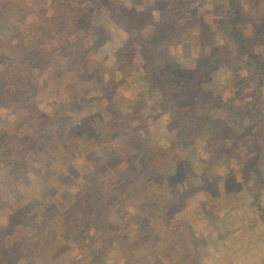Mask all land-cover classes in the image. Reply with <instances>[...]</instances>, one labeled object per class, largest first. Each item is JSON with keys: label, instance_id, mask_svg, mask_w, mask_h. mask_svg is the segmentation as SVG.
<instances>
[{"label": "rangeland", "instance_id": "rangeland-1", "mask_svg": "<svg viewBox=\"0 0 264 264\" xmlns=\"http://www.w3.org/2000/svg\"><path fill=\"white\" fill-rule=\"evenodd\" d=\"M17 3L25 14L10 10V14L15 13L7 16L11 22L4 24L0 21V40L5 42L13 41L11 32H22L29 22L39 23L47 16H53L58 6V0H17ZM64 3L70 4L72 0H64L62 5ZM74 3L86 9L87 13H93V17L88 24L82 25L68 11L71 19L66 21L69 29L64 32L68 34L67 38H79L81 44L88 46L95 64L103 62L100 67L103 80L111 79L114 93L109 100L102 96L93 105L89 102L93 99L90 94L101 92L103 84L100 87L98 82L92 84L86 80L75 87L67 81L61 84L49 80L47 91L41 90L42 83L36 85L38 93L34 97L15 93L2 96L0 194L1 200L9 203L3 205L0 202V229H4L0 231V264H85L88 259L84 251L92 240L84 235L80 238L83 241L76 243L73 239L76 233L69 234L73 222L66 221L69 218L64 217L63 205L73 197L74 192L82 189L86 179L92 180L95 176L102 185L112 189V181H118L115 179L127 161L120 158L115 165L110 163L108 171L106 167L101 170L102 176L92 166L96 156L90 154L85 156L86 162L78 170L82 174H76V170L60 173V162L46 165L49 159H53L52 148L44 141L49 124L46 116L32 125L26 121L36 120L41 110H47L52 116V104L61 99L67 100L72 94L84 97L85 101L80 107L65 110L64 114L69 115L70 112L75 115L77 109L79 114L86 115L92 105L94 112L95 108L102 109L105 117L112 111V118L120 126L123 125V134L140 140L146 152L155 148L154 158L160 165L159 172L164 183L160 182L157 189L161 196L174 195L176 206L169 210L166 221L158 219L156 222L149 217L152 212L144 219L136 202L127 203V210L121 214L114 212L115 207L110 201L107 216L121 232H124L122 226L125 225L129 234L134 233L135 227L141 226L142 218L146 222L151 221L149 224L153 226L158 223L155 225L160 236L157 254L160 253L162 264H181L177 263L178 260L173 263L167 255H178L181 250L177 246L182 245L183 240L175 238L180 233L187 237L189 230L197 236L195 245L190 238L187 241L191 249L194 246V264H264V223L257 208L251 205L248 192L254 178L250 156L255 152L259 154L257 166L264 176V69L250 67L245 57L240 55L234 67L208 71L206 80H201L195 87V94L184 89L168 91L175 88L170 82L165 86L161 82L153 84L160 76L158 71L162 73L161 65L168 68L164 75L162 73V78L171 74L178 84H182L184 72L192 70L195 57L201 50L198 19L206 20L219 40V24L231 13L228 2L77 0ZM122 5L131 9L125 12L119 9ZM244 8L245 15L250 19L243 26L250 36L254 22L264 25V0H252L251 4L244 1ZM21 35L27 42L34 37L31 32ZM148 37L149 42L146 41ZM219 47V44L211 49L208 47L206 52L218 51ZM255 50L264 57V44L256 45ZM229 53L232 56L236 53L231 45ZM43 72L40 80L46 76ZM254 122L256 124L252 125ZM87 127L89 129L92 125ZM107 127L102 125L101 129ZM22 138L25 140L21 141ZM39 142L44 143L40 146ZM20 161L22 167L14 170L13 164ZM76 161H73L74 165ZM34 164L41 169H35ZM23 168L26 172L21 175ZM25 178L29 183H25ZM261 183L260 197L264 206V180ZM46 185L53 186L54 191L50 193ZM9 187L14 189L9 190ZM50 204L56 205L47 215L48 218L53 216L51 222L56 228L55 242L45 245L40 256L36 248L20 254L17 251L20 248L18 239L24 234L21 243L24 246L28 243L27 237L35 231L30 221L42 214L39 205L46 207ZM24 208L29 212L21 218L19 216L21 210L25 212ZM36 210L39 214L33 212ZM42 215L44 219L46 214ZM98 217L96 214L95 218ZM100 223H97V234L102 230ZM171 226L178 233L170 232ZM63 232L64 238L61 235ZM33 243L37 246L35 240ZM119 245L108 246L100 260H105L107 264L120 262ZM59 247L63 250L55 255ZM148 264H153V261Z\"/></svg>", "mask_w": 264, "mask_h": 264}, {"label": "trees", "instance_id": "trees-1", "mask_svg": "<svg viewBox=\"0 0 264 264\" xmlns=\"http://www.w3.org/2000/svg\"><path fill=\"white\" fill-rule=\"evenodd\" d=\"M74 1L77 0H72V3H64L62 5L64 0H58V6L53 16H47L39 23H36V21L29 22L22 32H11L14 35L13 41L5 42L4 40H0V99L5 94L9 95L14 93L34 97L38 93L36 85L42 83L41 90L47 91L49 80H54L61 84H63V81H67L75 87H79L86 80L92 84L98 82L100 87L102 84L104 86H102L101 92L98 91L97 94H90V97L93 99L89 102H92L94 105L95 100H100L102 96L106 100H109V97L111 98L112 93H114V88L111 84V79L103 80V72L100 69L103 62L100 61L95 64L89 55L90 51L88 50V46L81 44L79 38L74 40L67 38L68 34L64 32L69 29V26L65 25L66 21L71 19L68 11L82 25L88 24V21L93 17V13H87L86 9L80 7ZM226 1L228 2L231 13L227 19L221 21L219 24V40H217V34L210 27L209 23L202 18L198 19L199 45L201 50L195 57L192 70L184 72L185 75L183 77L185 79L183 81L181 80L182 84H178L171 74L168 78H162L165 71L168 70V68H162V65L160 67L163 75L158 71L160 76L153 84L161 82L165 86L170 82L175 85V88H171L168 91L184 89L188 93L192 91L195 94V89L200 84V81L206 80L208 71L218 70L226 66L234 67L236 58L240 55L245 57L247 65L250 67L264 69V57L261 52L255 50L256 45L264 44V25L261 26L262 24L254 22L250 36L247 35L246 29L243 26L250 19V17L245 15L244 1L251 4L252 0ZM119 9L126 12L131 8L122 5L119 6ZM10 10L25 14L20 4L17 3V0H0V21L4 24L11 22L7 16L15 14L13 12L10 14ZM26 32L33 34L34 41H32V38L27 42L25 36L21 35ZM153 34L155 35V31ZM150 37H153V35H150ZM150 37L146 41L150 40ZM146 41L145 45L148 48ZM218 44L220 45L218 51L206 52V48L210 47L211 49ZM230 45L235 49L236 53L234 56L229 53ZM33 68H35L36 72ZM43 71H45L46 76L43 77V80H40L44 75ZM149 81H151V77H149ZM107 92H110V95L108 94L109 96L106 95ZM84 101V97L80 98L72 94L67 100L61 99L52 104L51 110L54 111L52 116L49 115L47 110H41L36 120H26L27 123L32 125V123H36L39 119L46 116L49 124L46 129L48 135H46L44 141H46L47 146L52 148L50 153L53 155V159H49L46 165H56L57 162H60L61 164H58L60 169H62L60 173L64 171V174L67 172L72 173L73 170H76V174H82V171L78 172V170L85 164L86 155L89 156L90 154L96 156L94 157L95 161L92 166L98 169V173L102 176L103 172L101 170L106 167L108 171L110 163L115 165L120 158L127 161L119 177L115 179L118 181H112V189H108L105 184L102 185V182L95 176L92 180L86 179L82 184V189L74 192L73 197L66 201L63 205L64 217L69 218L66 221L71 220L74 227H72L71 223H68V226L72 227L69 230V234L72 232L74 234L76 233L73 236L76 243H81L83 240L80 238L84 235L89 236L92 240L91 243L87 244V250L84 251L85 254H88V259L85 260V264H98L102 262L107 264L105 260L100 259H102V254L105 252V249L114 244H120V256L122 259L118 263L115 262L116 264H148L150 261H153V264H162L163 259L160 253L157 254V248L160 246L158 237L160 236L157 235V227L155 225L158 223L153 226L149 222H156L158 219L166 221V216L169 210L176 206V201L173 194H168V197H164L161 196L157 189L160 182L161 184L164 183L159 172L160 165L156 164V159L154 158L156 150L155 148H149L146 152L140 140L136 137H128L123 134V125L120 126V123L112 118L111 110V114L105 117L104 114L102 115V109L95 108L96 111L94 112L92 105L89 114H79L76 108L80 107ZM73 107H76L75 115L70 112L69 115L63 113L65 110H72ZM105 107L107 108V106ZM88 124L92 125L89 129L87 127ZM255 124L254 122L252 125ZM102 125H107L108 127L103 130L101 129ZM24 140L22 138L21 141ZM43 143L39 142L38 144L41 146ZM38 149L40 151L39 147ZM258 156L259 154L257 155V152L250 156V167L254 171L252 174L254 178L253 185L249 188L248 192L251 205L257 208L259 217L264 223V206L261 204L260 197L261 181L264 180V176L262 169L257 166ZM74 160H77L75 165L73 164ZM37 161L38 159H36V163ZM13 165L14 170L22 167L21 161ZM34 167L35 169H41V166L35 165ZM21 172L22 175L26 172V169L23 168ZM25 183L29 182L26 180ZM13 189L14 187H9V190ZM47 189L50 193L54 191L53 186L46 185ZM1 196L2 194H0V202L3 205L9 203L7 200H1ZM110 201L115 207L114 212L121 214L127 210V203L136 202L138 208L144 214V219L149 216L150 212H152V215L149 217L152 219L146 222L142 218L140 220L141 226H136L134 229V233L136 231L135 234H129L125 225L122 226L124 232H121L117 228L118 225L111 222L109 216H107L110 211ZM33 204H36V202ZM51 205L53 207H50ZM55 207V204H50L46 207L39 205L38 209H41L42 214L46 215H44V219H42L43 215L40 214L38 215L39 218H33L30 221L32 230L35 231H31V237H27L28 243L25 246L21 243L24 234L18 239L20 248L16 250L20 254L36 248L39 252L38 256H40L41 249L48 246L49 243L55 242L54 233L56 232V228L51 222L53 216H50V218L47 217L48 211ZM24 209L25 212L21 210L22 213L19 216L21 218H25V213L29 212V209ZM33 212L39 214L37 210ZM49 213L51 214L52 212ZM96 214L99 215L98 218H95ZM97 223H100V227L102 228L98 234ZM90 227H93L91 228V232L89 231ZM1 230L4 229L1 228ZM169 231L173 234L178 233L173 226L169 228ZM165 232L168 233V230H165ZM64 234L65 232L61 233L63 238L65 237ZM31 238L33 239L31 240ZM189 238L192 240V244L195 245L197 242L195 238L197 239V236H195L193 230L188 231L187 237L186 234L180 233L175 238L176 240H183L182 245L177 246L181 251L178 255L177 253L166 254L169 260H172L173 263H175V260H178L177 263L181 264L195 263L193 258L195 256L194 246L193 249L187 246ZM34 240L37 246L33 243ZM62 250L63 248L61 247L57 248L55 255ZM188 256L191 257L190 260H182ZM30 260H33V258L30 257Z\"/></svg>", "mask_w": 264, "mask_h": 264}]
</instances>
